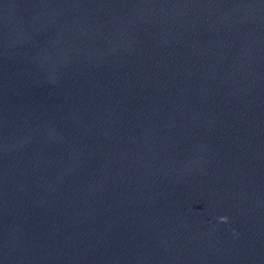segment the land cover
<instances>
[{
  "label": "water",
  "instance_id": "obj_1",
  "mask_svg": "<svg viewBox=\"0 0 264 264\" xmlns=\"http://www.w3.org/2000/svg\"><path fill=\"white\" fill-rule=\"evenodd\" d=\"M0 264H264V0H0Z\"/></svg>",
  "mask_w": 264,
  "mask_h": 264
},
{
  "label": "clouds",
  "instance_id": "obj_2",
  "mask_svg": "<svg viewBox=\"0 0 264 264\" xmlns=\"http://www.w3.org/2000/svg\"><path fill=\"white\" fill-rule=\"evenodd\" d=\"M218 220H219L220 222L227 223V221H228V217H227V216H220V217H218Z\"/></svg>",
  "mask_w": 264,
  "mask_h": 264
}]
</instances>
